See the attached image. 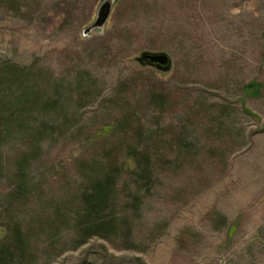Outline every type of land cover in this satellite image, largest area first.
Returning <instances> with one entry per match:
<instances>
[{
    "label": "rangeland",
    "instance_id": "1",
    "mask_svg": "<svg viewBox=\"0 0 264 264\" xmlns=\"http://www.w3.org/2000/svg\"><path fill=\"white\" fill-rule=\"evenodd\" d=\"M0 264H264V0H0Z\"/></svg>",
    "mask_w": 264,
    "mask_h": 264
},
{
    "label": "water",
    "instance_id": "2",
    "mask_svg": "<svg viewBox=\"0 0 264 264\" xmlns=\"http://www.w3.org/2000/svg\"><path fill=\"white\" fill-rule=\"evenodd\" d=\"M110 9V4L107 2L101 6L98 13V19L96 25H102L107 19ZM136 61L141 66H151L161 72H168L171 66V60L165 52H142Z\"/></svg>",
    "mask_w": 264,
    "mask_h": 264
},
{
    "label": "trees",
    "instance_id": "3",
    "mask_svg": "<svg viewBox=\"0 0 264 264\" xmlns=\"http://www.w3.org/2000/svg\"><path fill=\"white\" fill-rule=\"evenodd\" d=\"M261 86L258 87V89ZM257 88V84H251L248 86V89H252L253 91L256 90ZM142 154H144V156L140 157L139 159H136L137 162H139L138 160H142L145 161V163L149 160V156L147 153L145 152H141ZM140 153V154H141ZM136 163V162H135ZM144 165V162H143ZM140 165L139 167V177L140 179H146L150 177V173L148 172V167L146 165ZM112 175H105L104 176V180L102 181H96L95 183V189H94V199L98 200L100 202L104 201L105 196H106V192H107V186L110 184L109 179H111ZM112 185V184H111Z\"/></svg>",
    "mask_w": 264,
    "mask_h": 264
}]
</instances>
